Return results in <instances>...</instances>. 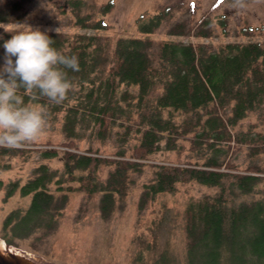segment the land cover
I'll return each instance as SVG.
<instances>
[{"label": "trees", "instance_id": "trees-1", "mask_svg": "<svg viewBox=\"0 0 264 264\" xmlns=\"http://www.w3.org/2000/svg\"><path fill=\"white\" fill-rule=\"evenodd\" d=\"M26 3L0 1V23L25 20ZM70 4L81 28L105 27L101 18L90 21L79 14L80 0H70ZM110 4L102 7V13ZM168 9L139 23L141 34L152 33ZM212 24L204 18L191 27L181 20L168 33L208 37ZM16 32L0 29V66L3 43ZM46 33L55 40L53 47L78 57L80 70H66L74 89L60 105L44 97L33 99L30 92L20 90L26 104L47 109L50 125L60 121L64 139L61 148L31 146L34 143L15 150L0 147V170L9 168L8 158L27 159L35 152L40 160L23 182L0 178L4 200L15 192L30 196L26 206L2 219L1 239L18 246L31 238L30 247L36 249L35 244L55 229L74 192L98 195L99 215L109 219L127 194L131 173L141 171L143 162L161 149V140L165 139V149L176 150L180 148L177 140L185 139L203 159L152 164L154 177L144 185L139 207L159 193L174 191L178 183L195 181L216 191L190 199L184 206L181 262L175 261L168 247L144 256L151 247L147 243L129 264H264V161H252L243 169L234 162L236 150L243 145L250 159L264 156V131L256 124L249 130L238 127L254 114L264 120V42L233 41L213 47L163 40L155 46L149 37L120 36L110 46L96 34ZM156 88L159 93L154 94ZM113 133L121 147L111 156L100 154L93 145L84 150L78 146L85 135L91 141H104ZM55 158L60 167L44 162ZM106 166L110 168L101 178Z\"/></svg>", "mask_w": 264, "mask_h": 264}, {"label": "rangeland", "instance_id": "rangeland-1", "mask_svg": "<svg viewBox=\"0 0 264 264\" xmlns=\"http://www.w3.org/2000/svg\"><path fill=\"white\" fill-rule=\"evenodd\" d=\"M2 1V0H0ZM111 1L108 10L102 13V7ZM79 14L88 16L90 21L101 18L105 23L103 29H86L75 21L70 0H28L29 13L22 22L0 23V29L32 28L42 32L56 31L74 34L90 33L99 35L103 42L113 46L115 40L122 37H149L156 46L163 40L208 43L217 47L233 41L264 42V7H250L240 11L227 7L231 0H80ZM168 9V13L149 35L141 34L138 24L148 20L153 14ZM208 18L212 21V34L208 37L196 38L192 35H171L169 28L184 20L191 27L199 25ZM222 20L223 26L219 21ZM250 30V31H248ZM159 93L156 88L154 94ZM34 107L41 108L38 105ZM180 120V115L178 116ZM177 120V119H176ZM178 121V120H177ZM256 124L258 130L264 131V120L259 121L251 115L239 124V128L249 130ZM237 127V128H238ZM117 128V127H116ZM64 139L60 130V121L48 126L47 131L31 145L44 148L59 146ZM180 148L169 150L164 148L165 139L160 142L161 149L145 160L141 171L131 173V183L121 205L115 207L109 219L99 215L98 195L87 197L81 192L70 193L62 215L58 217L55 229L38 244L36 249L30 247L31 238L22 240L14 247L39 261L52 264H129L145 244L151 247L144 256L153 254L168 247L176 262L183 259L185 237L182 227V211L190 199L199 198L216 191V188L195 181L178 183L172 192L159 193L142 208L139 197L144 185L153 180L155 167L152 164L184 163L201 161L203 158L190 148L188 140H177ZM81 150L89 145L96 146L100 154H112L121 144L115 138L104 141H91L85 135L77 141ZM183 145V146H182ZM129 146H125L126 155L130 154ZM234 162L239 169L245 168L252 161L263 163L264 156L250 159L247 147L240 146L235 152ZM38 154L32 153L27 159L12 157L6 159L9 168L0 170V178L5 182L20 178L21 182L30 176L32 168L39 162ZM51 167H60L58 159L45 160ZM110 167H103L101 178H105ZM30 196H20L15 192L4 200V191L0 189V225L2 219L11 210L26 206ZM0 241L1 237H0ZM4 263V262H2Z\"/></svg>", "mask_w": 264, "mask_h": 264}, {"label": "clouds", "instance_id": "clouds-1", "mask_svg": "<svg viewBox=\"0 0 264 264\" xmlns=\"http://www.w3.org/2000/svg\"><path fill=\"white\" fill-rule=\"evenodd\" d=\"M227 7L246 11L250 7H264V0H231ZM54 44L55 40L46 32L30 27L4 41V63L0 66V147L23 149L48 129L47 109L26 104L21 89L30 92L33 99L44 97L55 105L66 101L73 91L74 84L66 70H80L78 57L63 53Z\"/></svg>", "mask_w": 264, "mask_h": 264}, {"label": "bare ground", "instance_id": "bare-ground-1", "mask_svg": "<svg viewBox=\"0 0 264 264\" xmlns=\"http://www.w3.org/2000/svg\"><path fill=\"white\" fill-rule=\"evenodd\" d=\"M0 257L6 264H37L38 261L30 254H26L14 247H7L3 241H0ZM4 260V261H3ZM7 261V262H5Z\"/></svg>", "mask_w": 264, "mask_h": 264}, {"label": "water", "instance_id": "water-1", "mask_svg": "<svg viewBox=\"0 0 264 264\" xmlns=\"http://www.w3.org/2000/svg\"><path fill=\"white\" fill-rule=\"evenodd\" d=\"M4 243H5V241L3 240V239H1ZM5 245L7 246V247H11V246H13V245H9V244H7V243H5ZM2 257H0V264H6V263H2L1 261H2ZM4 261V260H3ZM38 261V263L37 264H52V263H49V262H45V261H39V260H37ZM5 262H7V261H5Z\"/></svg>", "mask_w": 264, "mask_h": 264}]
</instances>
